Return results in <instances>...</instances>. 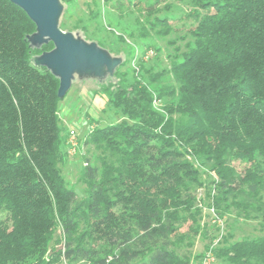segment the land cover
I'll list each match as a JSON object with an SVG mask.
<instances>
[{"label": "trees", "instance_id": "obj_1", "mask_svg": "<svg viewBox=\"0 0 264 264\" xmlns=\"http://www.w3.org/2000/svg\"><path fill=\"white\" fill-rule=\"evenodd\" d=\"M194 2L203 12L191 13L196 24L189 41H170L168 66L151 73L138 59L141 75L148 73L145 84L163 74L173 80L156 89L169 97L167 119L130 70L116 67L97 84L119 120L87 132L83 144L101 152L81 168L86 195L79 198L60 169L67 146L58 117L59 75L32 61L53 43L32 48L35 20L15 1L0 0V211L6 213L0 264H59V251L46 258L58 223L69 264H187L181 228L190 223L196 234L195 191L203 184L190 156L217 175L221 217L234 211L264 226V0ZM144 9L137 37L149 47L148 30L164 37L172 27L168 15L153 14L155 4ZM234 161L246 165L238 170ZM230 236L213 250L217 260L264 264V232Z\"/></svg>", "mask_w": 264, "mask_h": 264}, {"label": "rangeland", "instance_id": "obj_2", "mask_svg": "<svg viewBox=\"0 0 264 264\" xmlns=\"http://www.w3.org/2000/svg\"><path fill=\"white\" fill-rule=\"evenodd\" d=\"M23 7L36 22V33L30 37L32 48L51 41L53 48L40 56L33 57V63L45 65L59 75L58 93L61 99L58 104L59 125L63 127L62 140L67 141L68 131H75L76 146L69 148L65 143L66 156L60 164L61 173L69 187L75 189L79 198L86 195V185L81 180V168L88 158L91 163L99 157L101 150L83 144L88 131L97 125H104L119 120L116 113L109 108L106 96L97 93V84L105 80L108 73L118 67V72L130 70L143 85L148 77L141 75L138 59L144 63L151 73L160 72L168 66L167 53L173 50L170 41L177 45L189 41L188 30L196 24L191 14L202 11L195 0H13ZM135 3L132 7L129 2ZM137 1H141L140 3ZM147 4H155L157 11L153 14L168 15L172 32L167 36H155L152 31L149 36L153 46L140 42L139 25L136 18L143 23V11ZM99 12L96 19L92 16ZM135 28V29H133ZM125 29V30H124ZM133 29V38L129 36ZM123 36V42L116 39ZM177 36L184 38L183 42ZM116 37V38H115ZM116 39L117 42L114 40ZM135 39V40H134ZM138 39V40H137ZM143 41H146L143 39ZM116 42V43H115ZM155 47L159 50L155 51ZM152 54L146 57V52ZM130 51V53H128ZM124 58L127 62L117 66ZM130 72L125 78H130ZM158 82L148 84L147 89L152 95L151 105L158 113L167 119L165 104L169 100L166 95H158L156 89H164L173 85L169 74H163ZM67 134V136H66ZM61 144V145H62ZM62 145V148L64 147ZM194 157V156H193ZM190 159L200 169L203 184L195 191L196 206L200 213L196 215L197 231L193 234L194 226L190 223L181 228L184 238L180 249L188 254L187 264H199V260L209 249H217L225 235H231L230 241L244 237H255L264 232L259 219L237 218L235 212L221 217L216 210L214 196L217 175L199 159ZM236 169L241 170L246 164L234 161ZM6 213L0 211V219ZM66 233L58 223L48 242L46 258L54 251H59V264H69L65 257ZM214 253V252H213ZM72 264H91L78 262ZM212 264H224L214 259Z\"/></svg>", "mask_w": 264, "mask_h": 264}, {"label": "built area", "instance_id": "obj_3", "mask_svg": "<svg viewBox=\"0 0 264 264\" xmlns=\"http://www.w3.org/2000/svg\"><path fill=\"white\" fill-rule=\"evenodd\" d=\"M149 54H150V55L152 54V50H149V51L146 52V57H147ZM76 142H77V141H76V134H75V131L72 130V129H70V130L68 131V137H67L66 144L68 145L69 148H71V147L76 146V144H77ZM68 147H67V148H68ZM67 152L69 153L70 150L67 149ZM214 259H215V256H214V253H213V249H209V250H207V251L205 252V254H204V256L201 258L199 264H212L213 261H214Z\"/></svg>", "mask_w": 264, "mask_h": 264}]
</instances>
